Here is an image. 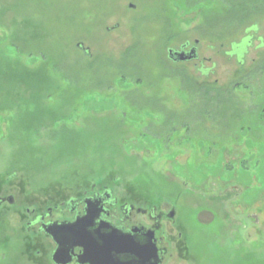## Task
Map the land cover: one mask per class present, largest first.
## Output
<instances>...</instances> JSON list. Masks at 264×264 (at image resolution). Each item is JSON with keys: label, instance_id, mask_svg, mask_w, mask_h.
Listing matches in <instances>:
<instances>
[{"label": "rangeland", "instance_id": "374dc122", "mask_svg": "<svg viewBox=\"0 0 264 264\" xmlns=\"http://www.w3.org/2000/svg\"><path fill=\"white\" fill-rule=\"evenodd\" d=\"M260 37L264 0H0V264H53L29 212L103 183L176 207L165 264H264Z\"/></svg>", "mask_w": 264, "mask_h": 264}, {"label": "flooded vegetation", "instance_id": "af4514ba", "mask_svg": "<svg viewBox=\"0 0 264 264\" xmlns=\"http://www.w3.org/2000/svg\"><path fill=\"white\" fill-rule=\"evenodd\" d=\"M250 32L252 33L249 29L248 34ZM254 38L247 36L241 42H234L232 44L230 54L232 57H236L240 64H244L248 50L253 46ZM260 42L262 45L261 48L264 49L263 37H260ZM235 49L239 51L237 55ZM193 50V47L185 48L184 50H180L179 53H184L185 58H191L190 55ZM198 58L199 55L196 51V57L188 61L198 60ZM118 188L119 186H113L110 183H103V185L93 184L89 190H84L83 193L79 192L80 194H74L66 200H59L51 206H44L40 209L35 208L33 212H29L32 218L28 223L31 229L30 232L44 236L53 245L50 255L53 264H56L53 261V256L58 246L53 237L46 232V229L53 224L74 223L77 219L85 216L87 210L91 207H97V209L103 211L95 220V227L92 230L103 228V232H107L104 228L110 225L123 233H132L135 236V241L141 243L148 241L147 233L153 231L159 250L164 251L162 264L166 263V258L169 255L171 245L174 241L167 240L162 232L166 228L167 221L175 222L177 216L176 207L172 208L170 212H167L160 204L152 201L144 204L136 199L125 200L121 198V192ZM12 199V197L0 196V208L7 202L11 203ZM59 212L67 213L68 215L59 218ZM172 212H175L174 218L170 217ZM140 216L143 218L142 220L139 219ZM33 228H35V232L32 231ZM134 230L137 231V234L133 233ZM83 252L81 247L73 249L71 253L73 261L70 264H81L79 257L82 256Z\"/></svg>", "mask_w": 264, "mask_h": 264}, {"label": "water", "instance_id": "95a60500", "mask_svg": "<svg viewBox=\"0 0 264 264\" xmlns=\"http://www.w3.org/2000/svg\"><path fill=\"white\" fill-rule=\"evenodd\" d=\"M169 55L172 60L183 62L194 59L196 51L194 49L191 52V58H185L184 53L174 50H170ZM102 212L97 207H91L85 216L74 223L53 224L46 229L58 246L53 256L56 264H70L73 261L71 253L77 247L84 251L79 257L81 264L163 263L164 251L159 250L153 231L147 233L148 241L141 243L135 241L132 233H123L110 225L104 228L107 232H103V228L92 230L95 227V220ZM170 217L174 218L175 212H172ZM133 233L137 234V231L134 230Z\"/></svg>", "mask_w": 264, "mask_h": 264}, {"label": "trees", "instance_id": "16d2710c", "mask_svg": "<svg viewBox=\"0 0 264 264\" xmlns=\"http://www.w3.org/2000/svg\"><path fill=\"white\" fill-rule=\"evenodd\" d=\"M158 204V203H157Z\"/></svg>", "mask_w": 264, "mask_h": 264}]
</instances>
